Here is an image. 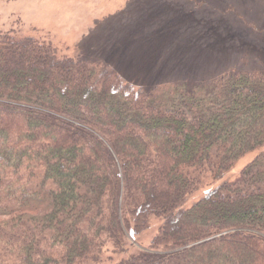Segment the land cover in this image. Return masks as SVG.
I'll use <instances>...</instances> for the list:
<instances>
[{
  "label": "trees",
  "instance_id": "16d2710c",
  "mask_svg": "<svg viewBox=\"0 0 264 264\" xmlns=\"http://www.w3.org/2000/svg\"><path fill=\"white\" fill-rule=\"evenodd\" d=\"M152 219L149 245L110 264H264V72L135 89L0 30V264H103Z\"/></svg>",
  "mask_w": 264,
  "mask_h": 264
},
{
  "label": "rangeland",
  "instance_id": "374dc122",
  "mask_svg": "<svg viewBox=\"0 0 264 264\" xmlns=\"http://www.w3.org/2000/svg\"><path fill=\"white\" fill-rule=\"evenodd\" d=\"M49 43L59 56L101 60L133 88H204L230 71L264 72V0H0V30ZM256 153L187 197L233 181ZM159 225L108 250L103 264L146 248Z\"/></svg>",
  "mask_w": 264,
  "mask_h": 264
}]
</instances>
